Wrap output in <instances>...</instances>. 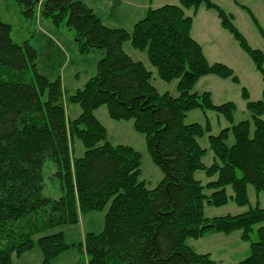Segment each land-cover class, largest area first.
<instances>
[{
    "label": "trees",
    "instance_id": "trees-1",
    "mask_svg": "<svg viewBox=\"0 0 264 264\" xmlns=\"http://www.w3.org/2000/svg\"><path fill=\"white\" fill-rule=\"evenodd\" d=\"M13 1L25 19L37 14L56 28L64 24L74 33L78 54L100 50L102 57L95 75L66 95L60 78L40 74L36 51L15 44L11 27L0 19V264H12V256L35 247L42 255L40 264H51L70 249L83 257L77 264H213L209 253H197L187 244L209 231H239L249 254L234 264H264V207L249 206L247 194L250 185L256 195H264V87L256 101L241 88L250 120L236 124L233 102L214 105L209 92H192L206 75L239 84L230 67L210 64L191 37L192 17L185 10L195 14L201 4L216 13L220 27L264 81V55L248 45L231 14L209 0H179V5L148 8L127 31L106 26L80 0ZM242 8L264 37L250 10ZM125 42L146 53L162 81L177 80V96L158 92L151 71L122 50ZM68 104L81 110L73 120L66 115ZM101 106L114 121L131 120L134 131L144 136L149 158L163 174L153 188L138 179L139 152L107 141L106 129L94 115ZM196 109L215 112L230 126L212 135L208 119L203 125L184 123ZM206 134L208 147L203 148L199 140ZM76 140L84 148L78 158L73 157ZM207 151L213 153L209 166L202 161ZM46 161L54 168L50 176L58 181V198L42 193ZM197 171L204 173L205 185L195 178ZM227 187L231 201L248 210L206 217L205 204L218 208L227 203ZM102 211L101 232L85 233L81 242L68 244L62 232L50 233Z\"/></svg>",
    "mask_w": 264,
    "mask_h": 264
},
{
    "label": "rangeland",
    "instance_id": "rangeland-1",
    "mask_svg": "<svg viewBox=\"0 0 264 264\" xmlns=\"http://www.w3.org/2000/svg\"><path fill=\"white\" fill-rule=\"evenodd\" d=\"M91 7L101 18L102 22L111 28H122L131 31L135 22L145 17L148 8H159L164 5H179V0H80ZM217 5L227 14H231L233 24L238 32L245 38L248 45L253 49L260 50L264 55V37L261 36L249 13L242 7L250 10L258 21L264 32V0H209ZM187 16L192 17L191 37L199 43L207 61L222 63L232 69L239 79V84L232 83L229 79H222L213 75L200 77L194 85L192 92L201 94L209 92L214 105H221L225 102H233L235 111L233 113V124L243 120H250V113L245 108V101L241 98V88L244 87L249 95V100L261 99V92L264 81L255 70L249 57L240 50L232 36L220 27L216 13L205 9L201 4L196 13L192 9L185 10ZM0 19L11 27V40L22 46L28 44L37 54L36 69L49 80L60 78L66 95L73 94L81 89L85 82L95 75V65L102 57L100 50H95L88 56L77 53L74 43V33L62 24L56 28L49 20L39 17L37 14L32 20L25 19L20 12L19 6L13 0H0ZM122 50L132 60H141L151 71L150 82L160 93L168 92L177 96L176 82L162 81L156 70L148 62L145 52L132 48L129 42L122 45ZM81 110L77 105L68 104L66 115L73 120L80 114ZM94 115L105 127L107 141L113 145H131L140 154V176L139 180L144 181L148 188H153L162 178V172L152 163L145 147L144 136L134 131L132 121H114L109 118L105 106L99 107ZM264 120V115L262 116ZM205 119L211 123L212 135H216L221 129L229 127L230 124L215 112L206 111L205 114L196 109L188 112L184 123L204 124ZM207 134L199 140L203 148L208 147ZM232 143V138L229 144ZM84 148L79 141L73 143V157H81ZM203 163L209 166L213 162V153L207 151L202 158ZM54 168L48 161L44 164L43 195L51 198H58V181L51 178ZM195 178L203 185L208 181L204 173L197 171ZM247 194L249 206L264 207V195H256L253 188L248 185ZM210 191L204 189V194ZM231 190L227 187V203L221 207L204 205V215L208 218L223 216L226 214L235 215L248 210L249 206L237 207L229 198ZM102 212H92L83 215L76 226H61L50 233L62 232L68 244L78 243L83 240L85 233H99L103 226ZM260 226H263L262 223ZM259 225L255 226V229ZM240 232L232 234H218L213 231L206 232L199 239L187 241L197 253H209L213 264H234L248 256V243L243 242L239 236ZM251 239L256 241L255 233ZM82 255L75 249L62 253L51 264H77L82 262ZM42 255L37 247L20 257L12 256V264H40Z\"/></svg>",
    "mask_w": 264,
    "mask_h": 264
},
{
    "label": "crops",
    "instance_id": "crops-1",
    "mask_svg": "<svg viewBox=\"0 0 264 264\" xmlns=\"http://www.w3.org/2000/svg\"><path fill=\"white\" fill-rule=\"evenodd\" d=\"M91 8V7H90ZM95 12V11H94ZM131 58V57H130ZM138 61H140L146 68H147V66L144 64V62H142L141 60H138ZM148 69V68H147ZM149 70V69H148ZM95 113V112H94ZM129 146H131V145H129ZM132 147V146H131Z\"/></svg>",
    "mask_w": 264,
    "mask_h": 264
}]
</instances>
